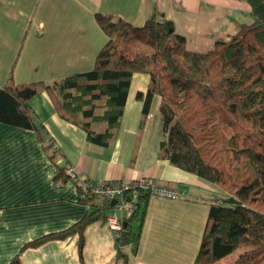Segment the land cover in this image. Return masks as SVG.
<instances>
[{
    "label": "crops",
    "instance_id": "0c3cea01",
    "mask_svg": "<svg viewBox=\"0 0 264 264\" xmlns=\"http://www.w3.org/2000/svg\"><path fill=\"white\" fill-rule=\"evenodd\" d=\"M96 12L112 13L141 25L153 13L170 19L190 49L206 51L217 38L234 34L252 21L246 0H0V84L14 64L16 83L52 80L86 71L107 37ZM150 76L134 72L116 139L104 146L89 142L86 131L62 118L46 90L29 103L37 128L0 121V264L18 254L22 264H192L197 257L211 203L221 188L158 155L153 134L159 96L140 127ZM58 152L51 159L45 146ZM76 178L57 179L59 167ZM147 178L156 186L176 189L179 198L150 196L138 246L121 247L116 234L99 219L84 228L83 263L78 235L27 246L43 234L64 229L91 208L84 200L87 179L132 181ZM235 254L221 259L231 262Z\"/></svg>",
    "mask_w": 264,
    "mask_h": 264
},
{
    "label": "trees",
    "instance_id": "16d2710c",
    "mask_svg": "<svg viewBox=\"0 0 264 264\" xmlns=\"http://www.w3.org/2000/svg\"><path fill=\"white\" fill-rule=\"evenodd\" d=\"M252 21L240 23L213 47L190 49L172 20L157 13L141 25L114 15L96 12L95 19L107 39L98 50L94 66L52 80L16 83L12 65L0 84V121L37 128L29 100L42 90L50 95L59 115L86 131L87 141L107 146L117 137L134 72L148 73L140 127L159 96L162 130L158 155L192 172L222 190L211 203L203 238L192 264H264V0H246ZM45 148L51 159L58 152L52 142ZM70 177L61 166L57 179ZM91 208L70 226L24 243L39 246L52 239L78 235L83 263L84 228L112 211L111 200L84 188ZM129 215L116 235L117 258L127 263L121 247L138 246L150 190L135 187ZM8 264H22L15 255Z\"/></svg>",
    "mask_w": 264,
    "mask_h": 264
},
{
    "label": "built area",
    "instance_id": "2783aa9c",
    "mask_svg": "<svg viewBox=\"0 0 264 264\" xmlns=\"http://www.w3.org/2000/svg\"><path fill=\"white\" fill-rule=\"evenodd\" d=\"M67 173L72 178L77 177L76 172L71 167H67ZM83 184L90 193L101 199H116V202L113 204L114 207L112 211L104 220L105 224L114 230L116 235L122 227L123 217L129 215L133 207L135 195L127 198L124 196L125 191L140 186L149 189L151 196H161L176 199L182 194L180 191L168 188L166 186L158 187L145 177L132 181H99L87 179L83 181Z\"/></svg>",
    "mask_w": 264,
    "mask_h": 264
},
{
    "label": "rangeland",
    "instance_id": "374dc122",
    "mask_svg": "<svg viewBox=\"0 0 264 264\" xmlns=\"http://www.w3.org/2000/svg\"><path fill=\"white\" fill-rule=\"evenodd\" d=\"M154 122H153V134H157L161 138V130H162V122H161V116L159 111L154 114Z\"/></svg>",
    "mask_w": 264,
    "mask_h": 264
},
{
    "label": "water",
    "instance_id": "95a60500",
    "mask_svg": "<svg viewBox=\"0 0 264 264\" xmlns=\"http://www.w3.org/2000/svg\"><path fill=\"white\" fill-rule=\"evenodd\" d=\"M116 202V199H112L111 203L114 204Z\"/></svg>",
    "mask_w": 264,
    "mask_h": 264
}]
</instances>
